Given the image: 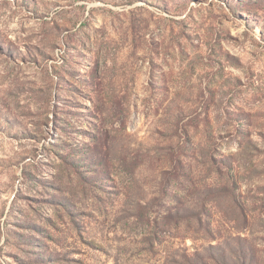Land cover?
<instances>
[{"label": "rangeland", "instance_id": "obj_1", "mask_svg": "<svg viewBox=\"0 0 264 264\" xmlns=\"http://www.w3.org/2000/svg\"><path fill=\"white\" fill-rule=\"evenodd\" d=\"M0 264H264V0H0Z\"/></svg>", "mask_w": 264, "mask_h": 264}, {"label": "trees", "instance_id": "obj_2", "mask_svg": "<svg viewBox=\"0 0 264 264\" xmlns=\"http://www.w3.org/2000/svg\"><path fill=\"white\" fill-rule=\"evenodd\" d=\"M231 182L233 183V185H234V181L233 180H231ZM233 186H230V187H228L227 189H226V192H227V194H230L233 198H234V200L237 202V203H239V200L237 199V195H236V191L232 188ZM240 204V203H239ZM241 205V204H240ZM242 207V206H241Z\"/></svg>", "mask_w": 264, "mask_h": 264}]
</instances>
